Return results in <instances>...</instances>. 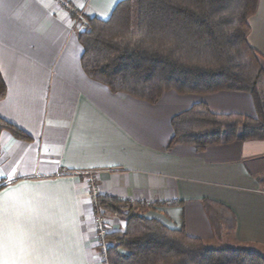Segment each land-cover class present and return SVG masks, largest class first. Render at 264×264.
<instances>
[{"label": "crops", "instance_id": "obj_1", "mask_svg": "<svg viewBox=\"0 0 264 264\" xmlns=\"http://www.w3.org/2000/svg\"><path fill=\"white\" fill-rule=\"evenodd\" d=\"M67 1L0 0V115L31 136H0V264H101L89 171L98 194L132 201L211 248L264 254V140L169 148L174 116L199 102L255 116L251 94L167 91L151 103L112 91L85 73L79 33L122 0ZM249 23L264 66V0ZM205 200L226 206L236 227L218 235ZM105 217L125 230V218Z\"/></svg>", "mask_w": 264, "mask_h": 264}, {"label": "trees", "instance_id": "obj_2", "mask_svg": "<svg viewBox=\"0 0 264 264\" xmlns=\"http://www.w3.org/2000/svg\"><path fill=\"white\" fill-rule=\"evenodd\" d=\"M259 0H122L107 18L87 17L79 33L81 64L92 79L114 92L156 103L167 91L209 94L250 93L256 115L216 113L195 103L172 119L169 148L197 150L237 139L264 140L263 56L248 41L249 18ZM7 85L0 70V100ZM31 136L0 115V136ZM96 206L126 220L111 231L109 264H264V254L248 248H211L186 229L173 228L140 212L135 203L98 194ZM218 235L236 227L224 205L205 200Z\"/></svg>", "mask_w": 264, "mask_h": 264}, {"label": "built area", "instance_id": "obj_3", "mask_svg": "<svg viewBox=\"0 0 264 264\" xmlns=\"http://www.w3.org/2000/svg\"><path fill=\"white\" fill-rule=\"evenodd\" d=\"M63 4L67 7L70 6V2L67 0H61ZM79 18H82L81 14H78ZM88 175L91 176L90 182L93 185L92 192L94 201H96L98 196V191L94 186L95 181V171H89ZM147 204H152L150 201ZM96 206V204H95ZM95 227L97 229L99 245H100V263L109 264V251L114 245V243L109 239V234L112 231L110 225L108 224L105 213L98 207H95Z\"/></svg>", "mask_w": 264, "mask_h": 264}, {"label": "rangeland", "instance_id": "obj_4", "mask_svg": "<svg viewBox=\"0 0 264 264\" xmlns=\"http://www.w3.org/2000/svg\"><path fill=\"white\" fill-rule=\"evenodd\" d=\"M96 174V173H95ZM95 176V175H94ZM90 179H91V176H90ZM90 179H89V182H90ZM91 183V182H90ZM92 185V184H91ZM91 187V186H90ZM92 188H93V186H92ZM92 195H93V192L91 193Z\"/></svg>", "mask_w": 264, "mask_h": 264}]
</instances>
